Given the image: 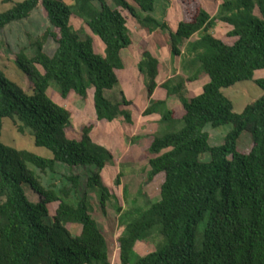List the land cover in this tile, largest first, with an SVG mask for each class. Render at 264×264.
Listing matches in <instances>:
<instances>
[{"label":"trees","instance_id":"16d2710c","mask_svg":"<svg viewBox=\"0 0 264 264\" xmlns=\"http://www.w3.org/2000/svg\"><path fill=\"white\" fill-rule=\"evenodd\" d=\"M111 1L114 7L107 0H3L12 6L0 11V37L7 24L27 18L39 5L49 26L41 35L29 36L28 46L15 54L16 66L31 81L30 95L0 69V264H110L105 236L90 213L89 194L105 208L109 193L101 171L112 154L93 142L90 124L80 126L78 139L67 137L71 111L47 90L54 85L67 99L71 92L86 97L91 88L98 120L122 116L130 121L123 91L120 101L106 95L118 85L122 51L132 43L120 10L148 31L169 25L153 15L157 0ZM72 16L99 37L103 54L95 53L91 37L82 39L73 30ZM217 20L231 26L232 43L211 32ZM50 37L56 43L52 54L44 48ZM169 37L170 53L182 57L186 76L173 75L160 84L167 96L180 93L185 82L201 75L208 80L196 96L180 94L178 117L163 99L151 98L144 110V115H159L145 152L144 182L160 177L161 186L156 200L140 188L127 209L117 207L123 225L119 264H264V76H255L264 69V0H223L213 16L198 7ZM137 65L150 97L158 86V59L145 51ZM249 80L262 94L237 113L224 90ZM5 118L52 157L2 142ZM224 125L230 129L223 141L211 144L206 128ZM58 164L91 167L92 172L84 185L79 174H67L60 186H44L35 170L54 173ZM23 184L40 200L30 201ZM52 203L57 207L50 215ZM47 217L49 224L44 222ZM140 241L153 242L154 250L138 254Z\"/></svg>","mask_w":264,"mask_h":264},{"label":"rangeland","instance_id":"374dc122","mask_svg":"<svg viewBox=\"0 0 264 264\" xmlns=\"http://www.w3.org/2000/svg\"><path fill=\"white\" fill-rule=\"evenodd\" d=\"M64 1L72 2V0ZM107 1L112 7L115 6L111 0ZM222 1L157 0L153 15L158 20L166 21L169 28L164 30L156 29L154 31H148L143 28L135 17L123 9L120 10L126 19L132 43L122 51L124 67L116 71L118 85L113 90H107L106 95L113 101H120L121 91H123L124 96L129 101V104L123 106V109L129 112L130 121H127L122 116L115 118L113 121L98 120L92 104L91 88L88 89L86 97H79L74 92H71L67 99L60 97L54 85L49 86L47 90L48 95L55 102L71 111V118L65 129L67 137L78 139L80 126L90 124L92 125L90 137L93 142L103 145L112 154V160L106 163L101 171L102 181L109 193L105 208L102 209L100 207L95 194H89L90 213L105 236L110 264H119L118 237L123 230V225L119 222L118 215L120 212L116 211L117 207L120 206L122 211L127 209L132 204V200L135 199L140 188L151 199L156 200L159 198L160 177L150 183L144 182L148 169V158L145 152L158 128L159 120V115L157 114L144 115V110L149 104V100L151 98L165 100L175 112V116L178 117L182 114L180 94L186 98H192L201 92L202 86L208 80L207 76L201 75L196 81L185 82L180 93L167 96L166 90L160 84L173 75L186 76L182 67V57L179 55L172 56L170 53V31H175L180 21L191 20L198 7L204 8L212 16L216 15ZM11 6V3H3V0H0V11H6ZM139 13L143 17L144 13L140 11ZM255 13L257 14L256 10ZM69 24L82 39L88 36L91 37L95 53L103 54L104 44L81 19L72 16ZM48 26L49 23L45 11L39 5L27 18L7 24L0 37V69L8 79L18 84L27 95L32 93V84L27 75L16 66L15 54L19 48L28 46L29 36L34 38L41 35ZM230 29V25L217 20L211 32L224 42L232 43L235 38L228 35ZM196 36L194 35L192 39ZM185 44L186 41L180 44L179 47L182 54L185 53ZM55 47V40L51 37L48 38L44 46L45 51L48 54H52ZM145 51L150 52L158 59V76L155 79L158 86L150 97L145 89L147 79L139 71L137 65ZM255 76L256 78L264 76V69H261ZM224 93L232 101L233 110L240 113L247 104L253 102L262 94V90L249 80L238 82L226 88ZM206 129L209 132L210 143L217 145L223 141L230 126L224 125L214 129L209 127ZM1 140L10 146L26 148L40 156L52 157L50 151L34 145L33 139L27 131L20 133L17 124L9 118L3 119ZM35 171L36 175L39 176L40 182L48 187L52 184L60 186L63 182L65 183L67 174H79L81 176L80 182L84 185L86 177L92 172V168L74 167L69 169L67 166L60 165L57 166V170L54 173ZM23 189L30 201L37 202L40 200V196L28 184H23ZM56 207L57 203L48 205L50 215L54 213ZM50 221V217L44 219L46 224H49ZM71 232L77 234L78 230L71 227ZM135 250L140 255L147 254L154 250V243L151 241L137 242Z\"/></svg>","mask_w":264,"mask_h":264},{"label":"crops","instance_id":"0c3cea01","mask_svg":"<svg viewBox=\"0 0 264 264\" xmlns=\"http://www.w3.org/2000/svg\"><path fill=\"white\" fill-rule=\"evenodd\" d=\"M124 67V66H123ZM91 92H92V89H91ZM93 104V103H92Z\"/></svg>","mask_w":264,"mask_h":264}]
</instances>
